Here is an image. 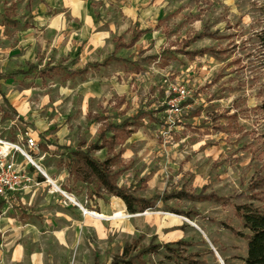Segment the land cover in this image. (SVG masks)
Returning <instances> with one entry per match:
<instances>
[{
	"label": "rangeland",
	"instance_id": "rangeland-1",
	"mask_svg": "<svg viewBox=\"0 0 264 264\" xmlns=\"http://www.w3.org/2000/svg\"><path fill=\"white\" fill-rule=\"evenodd\" d=\"M202 32L218 35L191 42ZM263 32L264 0H0V137H33L29 154L46 174L17 156L30 182L4 198L0 264H110L153 237L169 249L135 264H244L249 232L234 206H262L236 196L264 177ZM178 88V111L145 117L115 148L117 185L157 197L151 209L129 214L68 172L70 152L85 151L105 124L167 106ZM178 190L219 199H159Z\"/></svg>",
	"mask_w": 264,
	"mask_h": 264
},
{
	"label": "trees",
	"instance_id": "trees-1",
	"mask_svg": "<svg viewBox=\"0 0 264 264\" xmlns=\"http://www.w3.org/2000/svg\"><path fill=\"white\" fill-rule=\"evenodd\" d=\"M142 33L143 31L137 32L127 46L132 47ZM217 35L218 32L212 34L202 32L192 38L191 42H195L203 37L214 38ZM259 41L260 45L264 48V32L259 35ZM189 53L190 55H200L204 53V50ZM112 59H114L113 56H109L101 63H87L82 70L76 72L69 71L68 74H83L90 69L106 66ZM31 69L32 67L28 71L19 70L14 74L16 76H25L31 72ZM47 70L54 71L55 68L50 67ZM47 70H42L41 74H46L48 72ZM64 70L68 71L66 68ZM3 100L8 110H10L11 115L17 117V112L11 109L4 97ZM166 108V105H161L155 111L139 109L133 116L126 118L120 123L109 122L105 124L104 128L99 132L96 142L88 146L85 151L78 150L70 152L72 156L68 158V172L83 183H90L93 180L96 181L105 191L119 198L124 203L126 211L129 214L142 213L147 209H151L157 197L150 199L133 197L128 190L117 185L115 180L116 172L112 168L117 164L122 154V150L116 152L115 148L116 146H121L122 142L130 137L133 133L131 127L138 126L145 117H149L151 121L158 122L154 114L162 113ZM101 150H105L107 153V157L102 161L94 158L92 155L94 152ZM247 191L251 193V196H247ZM245 197H249L252 201L261 202L262 206L261 208L254 207L252 203L234 206L235 215L241 221L243 228L249 232V236L246 238V257L243 262L244 264H264V177L251 182L246 190H242L236 196V199ZM159 199L162 201L188 199L202 202L211 199L218 200L219 197L214 193L205 194L204 190L199 194L178 190L169 193L165 192ZM4 205L5 200L0 198V214ZM233 233L236 236L241 235L239 232ZM154 241L155 238L153 237L146 247L136 251L133 255H131L132 250L125 249L123 254L115 257L110 264H135V261L140 260L144 255L153 254L163 247L169 249L167 245L154 243ZM94 264H99L97 258L94 259Z\"/></svg>",
	"mask_w": 264,
	"mask_h": 264
},
{
	"label": "built area",
	"instance_id": "built-area-1",
	"mask_svg": "<svg viewBox=\"0 0 264 264\" xmlns=\"http://www.w3.org/2000/svg\"><path fill=\"white\" fill-rule=\"evenodd\" d=\"M173 91L176 96L167 102V112L178 111L176 101L185 96V91L182 88ZM24 136L25 138L19 137L15 142L0 137V198L2 199L28 187L30 182L22 167L16 163L17 156H20L35 165L29 154L36 149L35 139L27 133ZM35 167L42 173L41 169L36 165Z\"/></svg>",
	"mask_w": 264,
	"mask_h": 264
},
{
	"label": "bare ground",
	"instance_id": "bare-ground-1",
	"mask_svg": "<svg viewBox=\"0 0 264 264\" xmlns=\"http://www.w3.org/2000/svg\"><path fill=\"white\" fill-rule=\"evenodd\" d=\"M41 171L43 172V174H45L44 173V171L41 169ZM48 178V177H47ZM49 179V178H48ZM50 181V183H52L53 184V186L57 189V187L55 186V184L51 181V180H49ZM84 212H85V214H89V215H91V216H93V217H95V218H102V216H100V215H98V214H95V213H91V212H87V211H85L84 210Z\"/></svg>",
	"mask_w": 264,
	"mask_h": 264
},
{
	"label": "water",
	"instance_id": "water-1",
	"mask_svg": "<svg viewBox=\"0 0 264 264\" xmlns=\"http://www.w3.org/2000/svg\"><path fill=\"white\" fill-rule=\"evenodd\" d=\"M215 254L217 255V253L215 252ZM218 256V255H217ZM221 262V261H220Z\"/></svg>",
	"mask_w": 264,
	"mask_h": 264
},
{
	"label": "crops",
	"instance_id": "crops-1",
	"mask_svg": "<svg viewBox=\"0 0 264 264\" xmlns=\"http://www.w3.org/2000/svg\"><path fill=\"white\" fill-rule=\"evenodd\" d=\"M45 173V172H44ZM46 175V174H45Z\"/></svg>",
	"mask_w": 264,
	"mask_h": 264
}]
</instances>
